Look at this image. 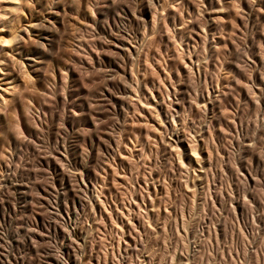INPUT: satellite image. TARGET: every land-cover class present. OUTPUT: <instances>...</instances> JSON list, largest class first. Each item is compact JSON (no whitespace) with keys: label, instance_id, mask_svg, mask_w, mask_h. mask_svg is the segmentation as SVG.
I'll return each mask as SVG.
<instances>
[{"label":"rangeland","instance_id":"obj_1","mask_svg":"<svg viewBox=\"0 0 264 264\" xmlns=\"http://www.w3.org/2000/svg\"><path fill=\"white\" fill-rule=\"evenodd\" d=\"M0 264H264V0H0Z\"/></svg>","mask_w":264,"mask_h":264}]
</instances>
